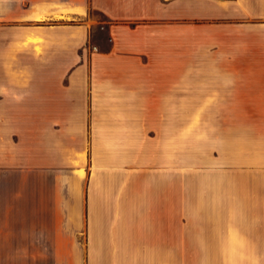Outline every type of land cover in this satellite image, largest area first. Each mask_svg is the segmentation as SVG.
<instances>
[{
    "label": "crops",
    "instance_id": "crops-1",
    "mask_svg": "<svg viewBox=\"0 0 264 264\" xmlns=\"http://www.w3.org/2000/svg\"><path fill=\"white\" fill-rule=\"evenodd\" d=\"M0 264H264V0H0Z\"/></svg>",
    "mask_w": 264,
    "mask_h": 264
},
{
    "label": "rangeland",
    "instance_id": "rangeland-1",
    "mask_svg": "<svg viewBox=\"0 0 264 264\" xmlns=\"http://www.w3.org/2000/svg\"><path fill=\"white\" fill-rule=\"evenodd\" d=\"M93 15L103 21V19L99 15H97V14H93ZM102 26L104 27L105 24L99 23L97 26L93 27L90 30L89 47L97 48L100 51H105L108 47V36H107L105 30L103 28H101ZM189 145H190V143H189ZM178 162H180V161H178ZM181 162L182 163H178V164H183L185 167L190 166L191 156H190V151H188L186 149V146H185V154H184V157L182 158ZM167 164L168 163H165L164 161H162V163H160L159 166L160 167H166Z\"/></svg>",
    "mask_w": 264,
    "mask_h": 264
}]
</instances>
